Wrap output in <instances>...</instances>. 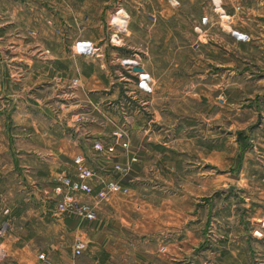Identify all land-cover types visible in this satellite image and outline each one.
<instances>
[{
  "label": "crops",
  "instance_id": "crops-1",
  "mask_svg": "<svg viewBox=\"0 0 264 264\" xmlns=\"http://www.w3.org/2000/svg\"><path fill=\"white\" fill-rule=\"evenodd\" d=\"M116 2L0 0V264H264L262 107L227 104L222 139L216 112L194 120L192 136L184 126L174 133L180 122L169 119L167 100L153 96L159 87L148 94L140 78L135 85L117 65L134 54L147 57L146 41H106L113 10L123 12L122 31L133 22L132 9H113ZM244 11L264 31V9ZM81 45L100 55L77 51ZM238 109L256 110L258 120H234ZM116 127L129 133L127 149L116 147L112 157L127 166L124 173L91 147ZM234 130L247 132L236 172ZM77 154L94 178L121 186L103 201L81 195L94 206L92 221L54 209L52 183L71 171ZM216 192L227 195L219 209ZM203 201L208 232L199 224ZM75 239L85 247L74 258Z\"/></svg>",
  "mask_w": 264,
  "mask_h": 264
},
{
  "label": "rangeland",
  "instance_id": "rangeland-1",
  "mask_svg": "<svg viewBox=\"0 0 264 264\" xmlns=\"http://www.w3.org/2000/svg\"><path fill=\"white\" fill-rule=\"evenodd\" d=\"M117 2L113 9H132L133 22L128 23V32L122 31L123 12L113 10L108 17L115 27L113 30L120 31L122 38L146 41V46L141 48H145L147 54V57L138 55L134 65L125 63L123 67L121 62L117 65L121 71L130 72L126 74L132 82L135 81V85L140 78V86L147 87L148 94L153 87H159L153 96L157 101L167 100L169 119L180 122L174 124V133L177 127L184 126L185 135L192 136V128L188 127L193 121L203 120L207 113L216 112L217 123L223 124L218 126V132H221L218 139H222L225 137L221 129L226 126L224 107L227 104H236L239 108L264 107V31L256 25L258 20H246L243 16L244 9H264V0ZM84 47L79 46L77 51L83 53ZM208 101L210 106L206 104ZM262 108L260 118L264 114ZM251 111L256 110L251 109L245 114L240 109L233 110V119L251 117L257 121L259 116ZM205 128L199 126L202 133ZM234 133L238 140V155L232 158V171L236 172L247 132L242 135L241 131L234 130ZM217 143L219 150L223 141ZM214 195L219 209L222 206L219 200L227 195L219 192ZM204 203H201L202 219L199 224L202 232H208L212 224L203 218ZM185 224L188 226L189 223Z\"/></svg>",
  "mask_w": 264,
  "mask_h": 264
},
{
  "label": "built area",
  "instance_id": "built-area-1",
  "mask_svg": "<svg viewBox=\"0 0 264 264\" xmlns=\"http://www.w3.org/2000/svg\"><path fill=\"white\" fill-rule=\"evenodd\" d=\"M106 41L112 47H120L123 45V38L120 31L112 30L108 33ZM83 52L87 55H100L98 47L86 46ZM138 55H133L130 59H125L122 64L134 65ZM128 67V66H127ZM71 85L76 83V79L70 80ZM129 133L125 128L116 127L107 139L103 141H94L91 144L92 150L97 153L98 157L103 161H111L110 168L115 173H124L127 166L121 165L112 160L116 147L127 149ZM131 162L135 158L130 159ZM97 189H94V184ZM121 191L119 183L110 178L96 177L94 178L93 170L85 163L84 157L74 155L71 159V171L68 173H60L52 183L51 193L55 196L54 209L58 213L66 215H74L79 220L92 221L95 219V210L93 204L82 201L81 195L92 197L93 200L103 201L114 193ZM264 225V221H262ZM4 233V224L0 226V237ZM85 244L79 239H75L72 243L71 255L75 258L81 255ZM38 259L43 258V254L37 255Z\"/></svg>",
  "mask_w": 264,
  "mask_h": 264
},
{
  "label": "water",
  "instance_id": "water-1",
  "mask_svg": "<svg viewBox=\"0 0 264 264\" xmlns=\"http://www.w3.org/2000/svg\"><path fill=\"white\" fill-rule=\"evenodd\" d=\"M232 189V186H229L227 189H226V191H229V190H231Z\"/></svg>",
  "mask_w": 264,
  "mask_h": 264
}]
</instances>
